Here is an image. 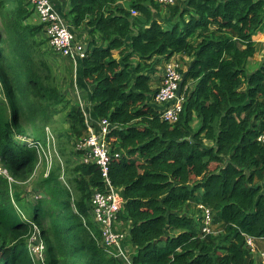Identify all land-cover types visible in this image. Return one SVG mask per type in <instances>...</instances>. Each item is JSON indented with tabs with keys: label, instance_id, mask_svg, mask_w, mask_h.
Masks as SVG:
<instances>
[{
	"label": "trees",
	"instance_id": "16d2710c",
	"mask_svg": "<svg viewBox=\"0 0 264 264\" xmlns=\"http://www.w3.org/2000/svg\"><path fill=\"white\" fill-rule=\"evenodd\" d=\"M70 4L73 27L91 30L76 79L91 89L90 113L81 94L73 102L61 89L43 26L30 22L33 6L0 0V168L8 174L0 173V264H123L99 243L92 217L93 192L106 189L101 168L72 159L86 116L113 126L109 179L124 199L119 219L132 224L133 264H260L246 240L264 238V62L254 71L248 63L259 52L253 37L264 35V0H184L167 6V17L155 0ZM176 55L192 67L171 123L151 84ZM47 128L66 179L55 161L34 203L19 183L46 166ZM191 202L210 208L222 229L205 234ZM36 233L43 263L28 244Z\"/></svg>",
	"mask_w": 264,
	"mask_h": 264
},
{
	"label": "built area",
	"instance_id": "2783aa9c",
	"mask_svg": "<svg viewBox=\"0 0 264 264\" xmlns=\"http://www.w3.org/2000/svg\"><path fill=\"white\" fill-rule=\"evenodd\" d=\"M26 1L33 6L50 45L57 53L71 59H83L85 57L84 45L77 40L76 35L70 29L64 17L54 7L52 0ZM155 2L167 7L175 6L178 0H155ZM181 71V61L177 56L172 57L165 67L164 82L155 96V102L163 106L161 118L171 123L177 122L183 109V100L181 101L183 96L177 95L183 78ZM86 118L88 134L74 143L75 149L81 151V154L84 153L90 159L86 163H96L101 168L106 181V189L104 191L95 190L93 192L91 198L92 217L101 231V244L107 254L121 260L123 264H133V259L130 257L128 249L124 247L126 234L122 233L123 231L120 229L118 230V226L115 224L116 221L120 220L119 213L123 209L124 199L121 191L116 189L109 179V164L112 156L108 136L113 126L108 119L98 121L99 125L96 126L91 123L88 116ZM52 138L54 139L49 132L48 146ZM259 141H264V134L259 138ZM28 143L38 151H45L40 144H32L30 141ZM0 173L7 174V171H2L0 168ZM201 208L203 209L204 218L203 232L206 234L212 233L210 225L214 213L210 208L203 206ZM253 241L254 238L247 237L246 245L248 249L255 251L256 247L253 245ZM40 243V250L42 254L44 253V259H42L44 262L45 249L42 240Z\"/></svg>",
	"mask_w": 264,
	"mask_h": 264
},
{
	"label": "rangeland",
	"instance_id": "374dc122",
	"mask_svg": "<svg viewBox=\"0 0 264 264\" xmlns=\"http://www.w3.org/2000/svg\"><path fill=\"white\" fill-rule=\"evenodd\" d=\"M29 7L31 8L32 6L29 5ZM161 14H162L163 17L169 16V13H168L166 7L163 8V11H162ZM31 19H30L31 23H33V24H38L39 23L38 15H37L36 12L34 13V15L32 16ZM65 21H66V19H65ZM81 28H83V27H81ZM81 28H78V29H81ZM75 35H76V31H75ZM43 36H44V39H47L45 34ZM76 38H77V35H76ZM97 39L100 40V35L99 34H97ZM262 39H263L262 42L264 43V36H263ZM51 48H52V46L50 45L49 42H47L46 44H44L42 46V49L49 50V53H48V56H47V60L51 64V66L54 68L55 75L57 77L59 85L61 86L62 90L63 89L65 90V94L67 93L66 95L68 96V98L72 99L73 102H78L79 99H78L77 95L81 94V89L76 86V81H73V80L70 81L71 79H73V77L69 78V77L66 76V72L68 74H73V72H74L73 64H72L71 60L68 59V57H65V56H63V55H61L59 53L52 52L50 50ZM182 60H184V59L182 58ZM250 60L255 61V62L249 61V63H248L250 69L254 71L255 69H257L260 66V64L262 62H264V54L259 55V53H257L254 56V58H252ZM254 63H258V64H254ZM161 64H162L161 65V68H162L163 67V63H161ZM164 74H165V72H164ZM152 78L154 79V82L151 84L152 88L155 89V90H158V89L160 90V88H161V86H162V84L164 82V79L161 76L153 77V75H152ZM159 78L163 79V80H160V81H156L155 80V79L159 80ZM159 82H161V83H159ZM0 94H2L1 87H0ZM2 96H3V94H2ZM182 100L184 102V97L181 99V101ZM79 105L81 107L83 106V104L81 102H79ZM161 107L163 108V106H161ZM59 119H60V121H62V125L60 126L59 129L60 130L66 129L67 125L65 124L64 115L61 114L59 116ZM47 132H48V135H49V128H47ZM51 135H52V133H51ZM18 140L22 141V143H25V144L29 145L27 139L18 138ZM55 142H56V140L52 138L51 146H50V144H49V146L47 145V149H46V152H45L46 166L45 167L43 166V161H42V164H40L38 166L36 173L34 174V176L30 180H28L27 182L19 183L20 187H21V191H23L25 193L24 195H25L26 199H28L31 202L35 203L36 201H38V199L40 197L44 196L42 190L39 187H37V184L40 181L42 174H43V176H44V173H45V176L48 175V173L53 168L55 161L57 163L61 164V168H62L61 169V174H62L61 179L62 178L66 179L65 175L63 173L65 171V163H64L63 160L58 158L57 154L55 153V144H54ZM74 150L77 151L75 149V145H74ZM40 155L44 157V153L43 152H40ZM72 159H73V161H77V162H80V163H86V162L90 161V159L87 158L84 153L79 154V155H74V156H72ZM6 175H8V174H6ZM199 205L200 204L194 205L193 202H191L190 205L188 206V208L189 209H192V208L199 209ZM202 223H203L202 224V226H203L204 225V221H202ZM220 228H222L221 225H213L212 223L210 225V229L212 231L213 230L219 231ZM40 241H41V239H40V237L38 236L37 233L34 234L28 240L29 248H30V250L32 252V255H33L34 260H35L36 263H39V262L43 263L42 259H44V253L42 254V252L40 250V248H41ZM257 244H258V246L261 249H264V244H262V243H257ZM253 245L256 246L255 239L253 241ZM124 247H126L128 249L130 255H132V253L130 252L129 248L131 250L135 251V254H136L137 249L133 246L130 236H127L126 240L124 241ZM251 251L252 250L250 249V253L253 252V251L252 252ZM262 252H263V254L261 256V260L264 259V250H262ZM252 257H259V256L256 253H254V255ZM259 262H260V260H259Z\"/></svg>",
	"mask_w": 264,
	"mask_h": 264
},
{
	"label": "crops",
	"instance_id": "0c3cea01",
	"mask_svg": "<svg viewBox=\"0 0 264 264\" xmlns=\"http://www.w3.org/2000/svg\"><path fill=\"white\" fill-rule=\"evenodd\" d=\"M180 1L183 2L184 0H178L179 3H180ZM53 2H54L55 7L57 8V10L65 17L67 23L70 26H72V28L76 31L77 40L79 42H81V43H84L85 45L86 44L89 45V42H90V33H89V31H91V30H88L85 26H83V28H81V29H78V28L76 29V28L73 27L72 16L70 15V11H71L70 0H53ZM263 36H264L263 34L259 33L253 38V40L256 43H258V47H259V52L258 53H259V55L264 54V45H263L264 43L262 42ZM177 58H179V60L181 61V68L183 70H186L188 68L189 64H190L191 59L187 58V57H183V56H177ZM182 58L184 60H182ZM68 59L71 60V62L73 64L74 72H73V74H68L66 72V76L69 77V78L73 77V79H71L70 81H72V80L76 81L81 59H79V58H73V59L68 58ZM169 60H163L161 62V63H163V67L162 68H161V65H162L161 63L157 66L158 67L157 73L154 74L153 77L161 76L163 78V74L165 72V67H166V65H167ZM250 61H253V60H250ZM253 62H255V61H253ZM254 64H258V63H254ZM155 80L156 81H160V80H163V79L159 78V80H157V79H155ZM152 82H154V79L152 80ZM159 83H161V82H159ZM90 91H91L90 88L81 89V94H82V98H83V102H82L83 106L82 107L84 109H86V111L89 112V113H90V111H92V105L89 103ZM95 124H96V126H98L99 122L97 121ZM193 204L195 205V202H193ZM131 225H132L131 223H124L122 220L121 221L119 220L118 221V230L120 229L121 231H123L122 233H125L126 234V238H127V236H130ZM220 229H222V228H220ZM213 232H217V231L213 230ZM99 243H101V240H99ZM255 243H256V246H255L256 249L250 255L253 256L254 253H256L259 256L260 264H264L263 263V259L261 260V256L263 254L262 250H264V249H261L258 246V244H257V243L264 244V238L255 240ZM129 250L132 253V255H130V254L129 255L133 259V256L135 255V251L131 250L130 248H129Z\"/></svg>",
	"mask_w": 264,
	"mask_h": 264
},
{
	"label": "water",
	"instance_id": "95a60500",
	"mask_svg": "<svg viewBox=\"0 0 264 264\" xmlns=\"http://www.w3.org/2000/svg\"><path fill=\"white\" fill-rule=\"evenodd\" d=\"M88 49H89V45L88 44H86L85 45V53L88 51ZM191 67L192 66H190L189 67V69L185 72V74L183 75V78H182V81H181V84H180V88H179V90H178V93H177V95L178 96H181V93H182V88H183V84L185 83V81H186V78H187V76H188V74H189V72H190V70H191Z\"/></svg>",
	"mask_w": 264,
	"mask_h": 264
},
{
	"label": "clouds",
	"instance_id": "9594fccd",
	"mask_svg": "<svg viewBox=\"0 0 264 264\" xmlns=\"http://www.w3.org/2000/svg\"><path fill=\"white\" fill-rule=\"evenodd\" d=\"M52 2H53V0H52ZM53 5H54V2H53ZM54 7H55V5H54ZM56 8V7H55ZM57 9V8H56ZM60 13V12H59ZM61 14V13H60ZM135 14V13H134ZM62 15V14H61ZM63 16V15H62ZM64 17V16H63ZM65 19V18H64ZM39 20V19H38ZM67 23V22H66ZM39 24H40V22H39ZM68 24V23H67ZM69 25V24H68ZM69 27H70V29L73 31V33L75 34V31H74V29L72 28V26H70L69 25ZM45 32V31H44ZM45 35H46V33H45ZM47 37V36H46ZM83 45H84V49H85V44L84 43H82ZM85 51V50H84ZM87 53V52H86ZM86 53H85V55H86ZM176 56H178V55H176ZM80 59V58H79ZM82 60V59H81ZM183 70V69H182ZM182 72V71H181ZM183 75V74H182ZM100 230V229H99Z\"/></svg>",
	"mask_w": 264,
	"mask_h": 264
},
{
	"label": "bare ground",
	"instance_id": "6f19581e",
	"mask_svg": "<svg viewBox=\"0 0 264 264\" xmlns=\"http://www.w3.org/2000/svg\"><path fill=\"white\" fill-rule=\"evenodd\" d=\"M201 206L203 205H199V209L203 211V209L201 208ZM204 207V206H203ZM206 208V207H205ZM213 221V219H212ZM115 224L118 226V221L115 222ZM95 225L98 227V225L95 223ZM206 234V233H205ZM101 239H102V236H101ZM252 252V251H251ZM132 258V257H131Z\"/></svg>",
	"mask_w": 264,
	"mask_h": 264
}]
</instances>
